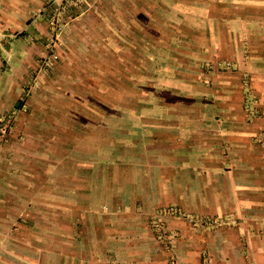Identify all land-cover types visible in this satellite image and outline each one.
Segmentation results:
<instances>
[{
	"label": "rangeland",
	"instance_id": "374dc122",
	"mask_svg": "<svg viewBox=\"0 0 264 264\" xmlns=\"http://www.w3.org/2000/svg\"><path fill=\"white\" fill-rule=\"evenodd\" d=\"M208 5L214 3L0 0L1 84L14 82L21 90L18 105L0 112V264H76L77 253L95 250V245L88 244L91 235L83 238L87 236L83 231L87 229L85 215L78 226L71 212L79 182L88 186L89 179L83 175L90 165L97 168V180L106 177V186L97 185L100 194L92 196L103 215H111L112 204L142 207L143 201H167L166 196L145 193L141 186L143 178L155 183L153 174L161 177L158 170L168 165L160 161L152 168L151 162L137 155L144 149V135L135 130L136 117L120 109L134 108L133 96L139 88L150 91L153 86L175 84L177 80L170 76L183 73L182 54L190 44L186 28L200 29V17L191 11L205 10ZM210 72L212 69L204 68L201 75L206 88L212 86L207 82ZM159 98L152 95L141 104L157 106L162 103ZM161 116L149 121L159 122ZM124 117L127 127L120 125ZM21 140L39 143L33 142L30 151L21 156ZM91 159L100 161L92 163ZM41 165L48 166L42 174L53 184L46 206L37 204L39 194L34 190L26 196L19 194L22 202L14 204L8 174L21 168L23 172L15 175L37 180ZM165 206L151 221L150 229L170 253L168 264H178L173 255L178 236L168 221L189 218L205 229L231 222L226 218L219 222L197 215L188 217L176 210L177 206ZM100 217L101 213L92 219V236L96 237L95 227L107 225L104 222L114 223L112 228L120 231L126 227L120 213L110 219ZM93 262L103 264V260L89 259L83 264Z\"/></svg>",
	"mask_w": 264,
	"mask_h": 264
},
{
	"label": "crops",
	"instance_id": "0c3cea01",
	"mask_svg": "<svg viewBox=\"0 0 264 264\" xmlns=\"http://www.w3.org/2000/svg\"><path fill=\"white\" fill-rule=\"evenodd\" d=\"M210 1L214 6L191 11L199 15L200 29L186 28L190 47H185L182 54L183 73L170 76L177 80L175 84L153 86L150 91L139 88L133 96L134 108L120 109L136 117L135 130L144 135V149H139L137 155L151 162L152 168L160 161L168 165L158 170L161 177L153 174L155 183L149 177L146 181L143 178L141 186L146 188L145 193L166 196L167 201H143L142 207L112 204L111 215H103L92 196L100 194L97 185L106 186V177L97 180V168L90 165L83 175L89 179L88 186L87 182L82 186L79 182L71 212L78 226L85 215L87 229L83 231L87 236L83 238L91 235L93 243L89 239L88 244L95 245V250L77 253L76 264L86 259L103 260V264H168L170 253L164 251L150 229L151 221L165 205L177 206L176 210L188 217L231 221L207 229L189 218L168 221L178 236L173 250L178 264H264V0ZM182 58L177 57L180 61ZM204 68L212 69L206 79L211 87H204L201 81ZM13 84H1L0 79L1 113L20 101L21 90ZM152 95L161 97L162 103L141 104ZM160 115L166 116L163 121L162 116L159 122L149 121ZM121 120L127 121L126 117ZM120 125L127 127L124 121ZM33 142L18 141L21 156L30 151ZM96 161L100 160L90 162ZM47 167L40 166L35 176L39 182L30 175H15L23 172L21 168L8 174L14 204L22 202L19 194L26 196L34 190L39 194L37 204L46 206L53 186L42 174ZM77 175L79 178V172ZM23 204H28L25 198ZM100 213L99 219L120 213L126 227L120 231L112 228L114 223L104 222L107 225L95 227L93 237L92 219Z\"/></svg>",
	"mask_w": 264,
	"mask_h": 264
}]
</instances>
